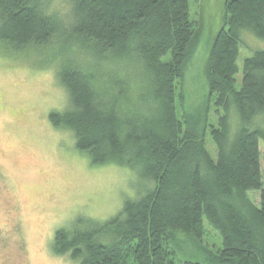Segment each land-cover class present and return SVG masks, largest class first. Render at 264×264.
<instances>
[{
  "label": "trees",
  "instance_id": "trees-1",
  "mask_svg": "<svg viewBox=\"0 0 264 264\" xmlns=\"http://www.w3.org/2000/svg\"><path fill=\"white\" fill-rule=\"evenodd\" d=\"M224 15L207 53L209 94L225 112L233 104L241 121L249 123L264 113V50L243 59L236 88L240 32L264 39V0H224ZM65 18L47 14L42 0H0V40L39 45L65 32L98 58L110 53L138 62L145 108L130 109L121 118L115 99L104 104L86 77L64 68L59 79L68 108L49 118L54 126L71 129L75 147L87 151L91 163L139 166L153 186L125 199L103 226L57 230L53 252H69L71 259H80L77 264H264L259 150L264 132L243 125L230 135L224 113L210 129L215 156L203 131L181 134L174 82L198 43L189 0H69ZM250 191H259V204L249 198ZM203 218L220 233L222 247L202 263L177 261L176 245L182 238L200 239ZM109 227L113 239H97Z\"/></svg>",
  "mask_w": 264,
  "mask_h": 264
},
{
  "label": "rangeland",
  "instance_id": "rangeland-1",
  "mask_svg": "<svg viewBox=\"0 0 264 264\" xmlns=\"http://www.w3.org/2000/svg\"><path fill=\"white\" fill-rule=\"evenodd\" d=\"M42 1L47 14L66 19L69 0ZM189 8L198 43L183 76L174 82L175 111L181 134L187 129L203 131L207 149L215 156L210 129L218 126L220 116L227 115L232 135L243 125L264 132V113L243 123L233 104L226 112L216 106L215 95L209 94L206 60L211 40L223 25L224 0H189ZM240 38L236 88L243 59L264 50V39L250 31L242 30ZM89 48L65 32L39 45L0 40V264H77L80 259H71L69 252H53L56 231L103 226L120 212L125 199H136L153 186L139 166L91 163L89 153L75 147L71 129L50 121L51 112L68 108L59 79L64 68L86 77L104 104L115 99L121 118L130 109L146 107L140 64L110 53L98 58ZM259 150L264 186L262 139ZM248 196L259 204V191ZM97 239L110 242L112 229L102 230ZM221 247L220 233L203 218L201 238H182L175 258L202 263Z\"/></svg>",
  "mask_w": 264,
  "mask_h": 264
}]
</instances>
